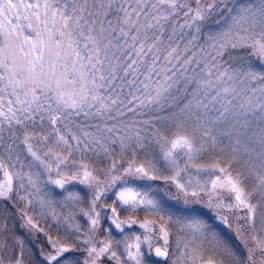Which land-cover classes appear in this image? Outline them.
<instances>
[{"label":"snow or ice","instance_id":"1","mask_svg":"<svg viewBox=\"0 0 264 264\" xmlns=\"http://www.w3.org/2000/svg\"><path fill=\"white\" fill-rule=\"evenodd\" d=\"M0 264H264V0H0Z\"/></svg>","mask_w":264,"mask_h":264}]
</instances>
